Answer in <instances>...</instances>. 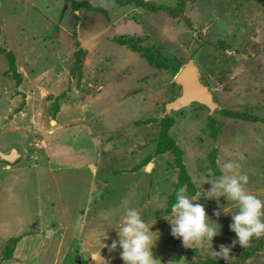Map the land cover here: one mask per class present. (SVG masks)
<instances>
[{"label": "rangeland", "instance_id": "rangeland-1", "mask_svg": "<svg viewBox=\"0 0 264 264\" xmlns=\"http://www.w3.org/2000/svg\"><path fill=\"white\" fill-rule=\"evenodd\" d=\"M12 149L0 264H100L99 251L124 264L108 246L126 207L157 233V264H264V235L227 262L169 224L183 186L220 226L211 250L232 245L234 202L203 196L226 161L264 201V0H0V154Z\"/></svg>", "mask_w": 264, "mask_h": 264}, {"label": "clouds", "instance_id": "clouds-1", "mask_svg": "<svg viewBox=\"0 0 264 264\" xmlns=\"http://www.w3.org/2000/svg\"><path fill=\"white\" fill-rule=\"evenodd\" d=\"M236 167L231 161L224 162L221 165V175L209 183L210 189L203 193L205 198L223 196L227 202H234L237 211L230 214L232 222L229 224L230 231L236 236L232 245L221 244L218 251L211 250L213 238L219 235L220 226L210 220L204 205L194 203L198 200L195 196L189 197L183 186L175 192V200L170 206L173 219L168 221L170 234L179 238L185 247L206 244L213 257L223 258L227 262L232 259L229 255L232 246L238 243L245 247L253 237L264 235V201L246 189L247 176L237 174L234 171ZM224 209L225 207L214 211L213 215L219 216L221 212L226 214ZM151 226L141 218L136 208L126 207L119 231H116L118 240L111 242L109 251H115L119 246V255L124 264H157L158 259L153 258L151 250L158 235L150 230ZM93 259H96L95 255ZM99 261L100 264H108L101 257L100 251Z\"/></svg>", "mask_w": 264, "mask_h": 264}, {"label": "water", "instance_id": "water-1", "mask_svg": "<svg viewBox=\"0 0 264 264\" xmlns=\"http://www.w3.org/2000/svg\"><path fill=\"white\" fill-rule=\"evenodd\" d=\"M195 68L191 65H187L184 69L179 73L177 80L183 85L187 83V80L193 79L196 77ZM0 156L7 162H14L17 159L18 155L15 150H11L8 154H0Z\"/></svg>", "mask_w": 264, "mask_h": 264}, {"label": "trees", "instance_id": "trees-1", "mask_svg": "<svg viewBox=\"0 0 264 264\" xmlns=\"http://www.w3.org/2000/svg\"><path fill=\"white\" fill-rule=\"evenodd\" d=\"M156 47H154L153 49H155ZM154 63L157 65V63L154 61ZM160 64V63H159ZM158 64V65H159ZM162 64V63H161ZM164 64H162V66H163ZM179 65H181L180 63H178V64H176V66H179ZM176 69V68H175Z\"/></svg>", "mask_w": 264, "mask_h": 264}]
</instances>
